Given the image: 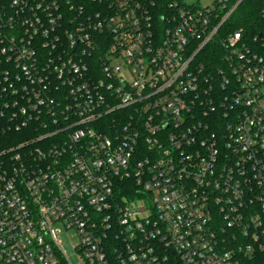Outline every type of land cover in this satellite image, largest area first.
Instances as JSON below:
<instances>
[{
  "label": "built area",
  "instance_id": "built-area-1",
  "mask_svg": "<svg viewBox=\"0 0 264 264\" xmlns=\"http://www.w3.org/2000/svg\"><path fill=\"white\" fill-rule=\"evenodd\" d=\"M211 1L0 0V264L264 252V37L205 65L242 0Z\"/></svg>",
  "mask_w": 264,
  "mask_h": 264
},
{
  "label": "trees",
  "instance_id": "trees-1",
  "mask_svg": "<svg viewBox=\"0 0 264 264\" xmlns=\"http://www.w3.org/2000/svg\"><path fill=\"white\" fill-rule=\"evenodd\" d=\"M156 3L155 11L161 14H173L174 11L168 10L170 3L177 2L178 6L186 8L191 7L185 5L183 0H153ZM238 0H234L235 3ZM264 0H242L231 14V16L221 24L216 35L205 45L199 60L205 65H213L219 63V57L223 54L221 41L229 34L236 30L242 29L248 37H264ZM219 21L213 22L216 26ZM246 264H264V252H256L255 258Z\"/></svg>",
  "mask_w": 264,
  "mask_h": 264
},
{
  "label": "rangeland",
  "instance_id": "rangeland-1",
  "mask_svg": "<svg viewBox=\"0 0 264 264\" xmlns=\"http://www.w3.org/2000/svg\"><path fill=\"white\" fill-rule=\"evenodd\" d=\"M185 5L192 6V7H206L211 4V0H183ZM59 239L62 241L63 246L75 247L78 239L76 234L73 231H66L62 228V233L59 235ZM69 249V248H68ZM68 258L70 263L77 264L78 258L77 256L70 250L68 253Z\"/></svg>",
  "mask_w": 264,
  "mask_h": 264
},
{
  "label": "water",
  "instance_id": "water-1",
  "mask_svg": "<svg viewBox=\"0 0 264 264\" xmlns=\"http://www.w3.org/2000/svg\"><path fill=\"white\" fill-rule=\"evenodd\" d=\"M244 35H245V33H244Z\"/></svg>",
  "mask_w": 264,
  "mask_h": 264
}]
</instances>
